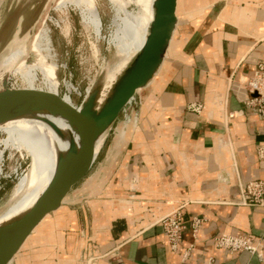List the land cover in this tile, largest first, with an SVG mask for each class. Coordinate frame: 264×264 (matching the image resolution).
Segmentation results:
<instances>
[{
    "label": "crops",
    "instance_id": "crops-1",
    "mask_svg": "<svg viewBox=\"0 0 264 264\" xmlns=\"http://www.w3.org/2000/svg\"><path fill=\"white\" fill-rule=\"evenodd\" d=\"M180 6L161 70L136 94L131 125L120 138L115 133L99 161L87 206L72 212L75 226L72 220L63 226L64 250L77 258L83 244L70 252L71 236L77 241L79 222L89 223L95 250L88 264H264V257L215 243L222 232L264 237V201L242 202L240 190L241 183L264 180L257 153L263 125L245 104L256 91L243 85L264 62V0H180ZM180 206L186 228L173 251L159 219ZM193 216L203 218L197 237Z\"/></svg>",
    "mask_w": 264,
    "mask_h": 264
},
{
    "label": "rangeland",
    "instance_id": "rangeland-1",
    "mask_svg": "<svg viewBox=\"0 0 264 264\" xmlns=\"http://www.w3.org/2000/svg\"><path fill=\"white\" fill-rule=\"evenodd\" d=\"M41 1L5 0L1 3L0 25L15 9L20 8L21 13L0 45V60L23 40H26L28 48L23 57L26 58L27 65L29 64V76L27 77L29 83L23 74L18 73L15 66L12 63L9 64L8 61L5 62L6 64H2L3 69L10 68L8 86L25 89L45 88V90L54 91V93L59 94L60 92L65 94V99L73 105L80 104L87 96L88 89H92L93 85L101 83L107 89L105 93H109L114 81L110 82L109 71L123 58L114 39L118 28L115 23V18L118 17L115 3L111 0H97L96 6L99 16L96 30L92 23H87L84 20L80 9L75 5H59L61 0H46L45 4L41 5ZM126 1L129 11L136 12L140 9L138 0ZM210 5L200 6L195 13L204 11ZM181 8L182 6L178 7L177 10ZM1 73L3 71L0 69V76ZM5 74L3 73V76ZM69 91H72L71 95ZM253 95L256 98L260 97L258 91L254 92ZM136 99L140 102V96L137 95ZM137 105L139 106V104ZM137 105L134 102L128 105L117 124L107 133L98 161L105 157L107 147L111 144L115 133L119 135V138L121 132L126 133L127 126L131 125L129 113L137 109ZM58 117L63 119L59 115ZM15 120L14 125L16 123L19 129L14 125L13 128L11 126L2 127L4 129L0 128V213L9 204L11 194L24 178L25 172H29L32 161L41 154L39 152L43 153L52 143L49 134L51 132L48 133L43 124L28 116L15 118ZM22 131L26 132L25 137ZM103 169L104 165L101 168L97 183H100ZM84 185L81 183L75 189L82 190ZM77 195H79L77 200L69 203L68 206L80 213L87 206L85 199L87 191H81ZM61 208L62 212L55 211V216L50 213L47 214L48 220L45 219L43 224H38L35 227L21 246L22 251L20 250L21 252L19 251L15 255L12 262L15 260V264H78V260V262L84 263L85 261L88 264V259L92 260L95 249L93 245H90L93 244L92 239H90L92 236L91 229H89V223L81 225L83 224L81 218L79 222L81 224L77 231L78 239H80L76 241V238L71 236L70 252L80 243L83 246L78 249L77 258H74L72 253L66 254L63 226L71 220L74 222L72 225L75 226V216L72 215V212L74 214L75 212L68 207ZM59 221L61 224H57ZM57 244L62 252L56 251ZM55 256H58V261L55 260Z\"/></svg>",
    "mask_w": 264,
    "mask_h": 264
},
{
    "label": "water",
    "instance_id": "water-1",
    "mask_svg": "<svg viewBox=\"0 0 264 264\" xmlns=\"http://www.w3.org/2000/svg\"><path fill=\"white\" fill-rule=\"evenodd\" d=\"M45 1L42 0L41 5ZM177 1L154 0V16L145 42L113 81L109 93H105L107 89L101 83L93 85L84 100L73 105L60 92L10 87L9 72H5L0 82V123L37 112H48L66 119L74 129L76 139L71 141L67 150L59 153L49 184L25 218L13 230L0 237V264H8L15 257L47 214L55 216L59 207L76 210L68 204L76 201L81 191L87 190L96 174L102 148L97 147L99 140L104 134L105 140L121 112L153 80L165 60L178 24ZM20 13V8L15 9L0 25V45ZM103 91V100L99 102ZM81 183L85 184L82 190H76Z\"/></svg>",
    "mask_w": 264,
    "mask_h": 264
},
{
    "label": "bare ground",
    "instance_id": "bare-ground-1",
    "mask_svg": "<svg viewBox=\"0 0 264 264\" xmlns=\"http://www.w3.org/2000/svg\"><path fill=\"white\" fill-rule=\"evenodd\" d=\"M111 1L115 3L118 11V15H117L118 17L115 18L116 19L115 23L118 25V28L114 35V39L116 41L118 51L120 52V54L123 55V58L113 69L109 71L108 75L110 77V82H112L117 78L118 73L122 71V69L128 64V62L134 57V55L137 52H139V50L142 48L149 30L151 20L153 19L154 16V7H153L154 0H138L140 4V9L136 12L129 11L127 9L126 0H111ZM179 1L180 0H178L177 2ZM66 4H73L76 7H78L81 11L84 20L87 23H92L97 30L98 16H99V13L97 11L98 7L96 6L97 0H61L59 5H66ZM25 41L26 40H23L22 43L13 47L8 54L4 55L1 58L0 69L3 71V73L10 72V68L3 69L4 67L2 65L3 63L5 62L7 63L9 61L8 63L9 64L12 63L15 66V70L18 73L19 72L22 73L23 76L27 79V77L29 76L28 74L29 64L27 65L26 58L23 57L28 51L27 44ZM160 70L161 68L158 70V72ZM158 72L155 75V77L158 75ZM3 73H1L0 76L1 79L3 77ZM46 76L47 74L45 75V77ZM27 81L29 83V79H27ZM90 89H88V91H90ZM104 94L105 93L103 91V94L101 95L99 102L103 100ZM28 117H30L32 120L36 122L43 124L48 130V133L49 131L51 132L49 134L51 135L52 143L49 144L48 148L43 153L39 152L41 154H39L38 157L32 161L29 172H25L24 178L21 180L19 184H17L13 193L11 194V200L9 204L0 213V237H2V235L6 234L7 232L13 230L25 218L29 210L36 203L37 198L40 196V194L45 190L46 186L49 184L55 171L59 153L61 151L67 150L71 146V141L76 139V134L74 132V129L69 125L66 119L64 118L62 120L59 119L58 115H53L48 112H37L29 115ZM14 120L15 119H10L8 120V122L5 121L0 123V128L10 127V126L12 127L14 125V122L16 121ZM14 126H16V123ZM22 132H23L22 134L25 137L26 132L25 131ZM104 137L105 134L99 140L97 146L98 148L102 146ZM45 219L48 220V218L45 216L39 224H43ZM12 263L13 262L11 260L9 261L8 264H12Z\"/></svg>",
    "mask_w": 264,
    "mask_h": 264
},
{
    "label": "built area",
    "instance_id": "built-area-1",
    "mask_svg": "<svg viewBox=\"0 0 264 264\" xmlns=\"http://www.w3.org/2000/svg\"><path fill=\"white\" fill-rule=\"evenodd\" d=\"M243 85L248 92L258 91L260 93V97L258 98L247 95L245 98V104L248 108L258 114L264 130V62L258 64V67L252 76L243 80ZM71 92L72 91H69L70 95ZM135 98L136 96L131 99L128 105L133 102L136 103ZM257 153L259 158L264 161V142L258 145ZM240 190L242 202L262 203L264 201L263 179H253L245 184L241 183ZM159 223L163 227L169 248L173 251H178L182 241L183 231L186 228L182 207L180 206L162 216L159 219ZM202 223L203 218L199 216H193L191 218L190 226L195 237L198 236ZM215 243L219 248H224L231 252L247 251L251 254H256L261 259L264 257V237L256 238L251 234H231L222 232L215 236ZM189 251L190 248L183 252L182 255L184 259H187ZM212 260L213 258L211 259V262Z\"/></svg>",
    "mask_w": 264,
    "mask_h": 264
}]
</instances>
